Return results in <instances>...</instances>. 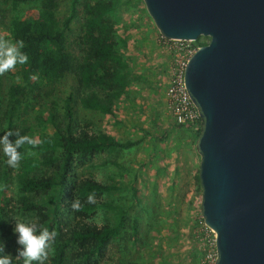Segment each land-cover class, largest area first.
Listing matches in <instances>:
<instances>
[{"label":"rangeland","instance_id":"374dc122","mask_svg":"<svg viewBox=\"0 0 264 264\" xmlns=\"http://www.w3.org/2000/svg\"><path fill=\"white\" fill-rule=\"evenodd\" d=\"M84 1H77L75 17L65 34V50L77 58L81 53ZM110 1L114 7L108 18L113 22L114 41L123 62L125 93L114 102L109 114L85 109L76 101L72 126L74 131L100 130L119 142L139 143L126 150L96 152L84 160L75 157L72 162L70 171L76 177L115 186L94 197L97 206L88 217L97 227L120 221L121 228L90 264H197L199 252L193 230L195 218L201 215L199 155L194 132L174 125L167 108L165 89L171 53L142 0ZM56 2L55 16L62 21L69 12L70 0ZM36 13L35 5L14 9L9 0H0V39L9 40L15 17L30 18ZM11 76L12 70L0 74L2 94L13 83ZM75 87L73 74L65 75L55 85L51 98L57 102L58 114L62 113V100ZM19 112L14 125L37 140L43 131L37 123L39 105ZM163 135L165 138L158 140ZM19 149L22 156L28 155ZM5 160L0 151V240L5 242V251L14 256L15 264L19 257L15 256L18 245L12 227L20 220L14 208L17 167L8 166ZM62 199L67 200V195ZM72 203L67 200L68 209L65 205L60 209V234L79 218L73 213ZM71 252L68 250L65 264H74Z\"/></svg>","mask_w":264,"mask_h":264},{"label":"trees","instance_id":"16d2710c","mask_svg":"<svg viewBox=\"0 0 264 264\" xmlns=\"http://www.w3.org/2000/svg\"><path fill=\"white\" fill-rule=\"evenodd\" d=\"M77 1L70 0L69 12L61 21L55 16L56 0H9L14 9L35 5L37 13L30 18L15 17L9 28L8 39L22 41L21 50L29 60L12 69L13 83L4 94L0 77V131L3 135L9 130H18L13 120L19 111L39 105L37 123L43 131L33 140L34 144L25 143L19 149L28 155L22 156L15 171L18 195L14 208L20 213V219L35 223L38 229L55 230L56 240L51 241L52 252L46 264H65L70 249L74 264H90L121 228L120 221L100 227L90 223L88 213L96 208L97 202L89 203L88 195L94 198L115 186L73 175L70 169L75 157L84 160L96 152L126 150L139 143V140L119 142L100 130L73 129L76 101L85 109L109 114L126 88L123 62L114 41V25L108 18L114 7L112 1H84L80 56L73 57L65 50V34L75 17ZM67 74H73L76 87L62 100V113L58 114L57 102L51 96L55 85ZM201 131L202 125L194 133L196 142ZM164 138L163 135L158 140ZM56 151H60L59 155L53 154ZM64 194L68 201L79 202V209L73 210L79 218L74 217L76 221L68 223L60 234V209L67 201L62 199ZM64 209L68 207L65 205ZM15 264H24L23 258L19 257Z\"/></svg>","mask_w":264,"mask_h":264},{"label":"water","instance_id":"95a60500","mask_svg":"<svg viewBox=\"0 0 264 264\" xmlns=\"http://www.w3.org/2000/svg\"><path fill=\"white\" fill-rule=\"evenodd\" d=\"M142 1L163 38H208L184 69L202 118L201 216L217 264H264V0Z\"/></svg>","mask_w":264,"mask_h":264},{"label":"clouds","instance_id":"9594fccd","mask_svg":"<svg viewBox=\"0 0 264 264\" xmlns=\"http://www.w3.org/2000/svg\"><path fill=\"white\" fill-rule=\"evenodd\" d=\"M23 42L20 40L0 39V74L15 68L17 64H26L29 57L22 51ZM9 137H15L10 140ZM27 144H34V141L27 134L20 135L19 130H9L0 135V151L6 157L4 161L10 167L16 168L22 159L18 149ZM89 203H94L93 195L87 197ZM73 210H78L80 205L74 201L71 205ZM15 235V243L18 247L15 256L23 258L24 264H44L48 255L52 252L51 241L55 238V230L49 231L46 227L38 229V226L27 219L18 220L12 227ZM14 256L5 251V242L0 240V264H13Z\"/></svg>","mask_w":264,"mask_h":264},{"label":"built area","instance_id":"2783aa9c","mask_svg":"<svg viewBox=\"0 0 264 264\" xmlns=\"http://www.w3.org/2000/svg\"><path fill=\"white\" fill-rule=\"evenodd\" d=\"M164 40L171 53L170 74L165 89L167 108L176 126L195 133L202 125V118L186 90L184 69L189 57L202 46L200 44H207L208 38L200 36L195 41ZM194 236L199 252L197 264H217L215 233L204 224L201 215L195 218Z\"/></svg>","mask_w":264,"mask_h":264},{"label":"crops","instance_id":"0c3cea01","mask_svg":"<svg viewBox=\"0 0 264 264\" xmlns=\"http://www.w3.org/2000/svg\"><path fill=\"white\" fill-rule=\"evenodd\" d=\"M193 233H194V230H193Z\"/></svg>","mask_w":264,"mask_h":264}]
</instances>
